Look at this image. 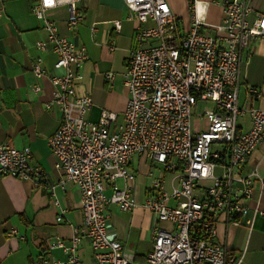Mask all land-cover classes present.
<instances>
[{
    "label": "built area",
    "instance_id": "2783aa9c",
    "mask_svg": "<svg viewBox=\"0 0 264 264\" xmlns=\"http://www.w3.org/2000/svg\"><path fill=\"white\" fill-rule=\"evenodd\" d=\"M82 1L31 0V11L47 31L36 47L53 52L54 67L60 71L49 73L41 56L31 65L38 79L47 77L54 85L46 108H57L61 118L48 139L61 179L47 188L61 208L58 222L67 211L57 197L58 186L69 183L79 189L83 212L71 244L57 236L51 248L71 254L70 264H241L243 254H232L217 241L216 224L223 215L227 224L244 223L252 229L260 214L257 210L247 216L257 178L247 165L264 142V109L241 105L240 91L244 87L248 97L258 100L264 93L258 86L243 84L240 76L245 51L253 42L264 41V15L254 13L247 0H224L223 18L211 26L210 34L203 29L208 25L197 12L198 0H189L193 11L189 29L182 27L167 0H123L130 18L138 21L124 72L129 98L123 112L103 109L93 123L88 117L93 96L78 95L76 90L90 56L84 45L62 35L59 25L47 17L50 9L68 4L67 24L75 30L84 17L78 8ZM114 25L120 32L121 20ZM106 78L112 84L115 73L107 72ZM201 103L212 106L194 121ZM245 116L250 119L247 130L240 126ZM135 156L160 164L173 175L170 185L164 177H150L142 206L158 224L144 263L110 231V204L131 213L140 207L133 190L117 184L120 178L135 179L130 169ZM5 175L38 184L47 181L42 168L33 164L30 148L0 142V176ZM162 222L170 226L159 225ZM10 234L17 235L18 230L13 228ZM83 238L91 243L93 261L84 262L78 255Z\"/></svg>",
    "mask_w": 264,
    "mask_h": 264
},
{
    "label": "crops",
    "instance_id": "0c3cea01",
    "mask_svg": "<svg viewBox=\"0 0 264 264\" xmlns=\"http://www.w3.org/2000/svg\"><path fill=\"white\" fill-rule=\"evenodd\" d=\"M167 1L180 18L182 27L189 29L193 16L189 0ZM223 1L198 0L197 12L208 25L203 28L205 32L214 33L211 26L221 22ZM247 1L254 13L264 15V0ZM31 6V0H0V9L3 10L0 16V142L18 149L30 148L33 164L42 168L47 181L38 184L30 179L0 176V264L43 261L70 264L71 254L60 248H51V243L60 236L67 245L71 244L75 227L83 223L81 193L69 183L57 187L60 204L67 210L64 220L58 222L61 208L54 204L47 186L58 184L61 179L48 143L49 137L61 125L60 112L57 108H46L55 87L47 77L38 79L31 65L41 56L49 73L60 71L54 67L56 55L51 51L41 52L36 47L38 40L46 38L47 31L43 28V21L31 11ZM78 8L84 17L75 30L69 29L67 24L71 13L68 4L50 9L47 17L59 25L62 35L84 45L90 56L82 67L84 78L77 82L76 90L78 95L90 93L93 96V107L88 117L94 123L103 109L116 113L125 110L129 91L123 82L124 72L129 52L135 44L138 21L130 18L123 0H84L79 2ZM115 20L122 22L120 32L115 28ZM107 72L115 73L112 84L106 78ZM240 77L243 84L258 86L264 93V41L253 42L245 51ZM38 85L42 87L41 91L35 90ZM240 104L264 109V97L259 100L248 97L242 87ZM240 126L244 130L250 128L248 116L240 118ZM131 161L130 169L135 179L125 182L120 178L117 184L120 188L128 185L140 207L131 213L110 204V231L126 243L139 263H144L153 247L152 230L158 224L156 216L142 206L150 188V177L151 174L164 177L170 185L173 175L141 156H135ZM247 169L257 173L255 193L248 202L247 216H252L257 210L260 214L252 229L244 223L238 226L227 224L221 215L216 224V239L230 253L243 254L241 264H264V142L250 157ZM159 225L170 226L163 222ZM13 228L18 230L17 235L10 234ZM77 252L84 262L94 260V251L87 238L81 240Z\"/></svg>",
    "mask_w": 264,
    "mask_h": 264
},
{
    "label": "rangeland",
    "instance_id": "374dc122",
    "mask_svg": "<svg viewBox=\"0 0 264 264\" xmlns=\"http://www.w3.org/2000/svg\"><path fill=\"white\" fill-rule=\"evenodd\" d=\"M211 106H212V104H210V103H204V104L201 103L200 106H199V108H198V111L195 114L194 121H197V119L199 117L198 115H201L203 113V111H204L205 108H209ZM150 163L152 164V162H150ZM158 165H160V164H158Z\"/></svg>",
    "mask_w": 264,
    "mask_h": 264
}]
</instances>
